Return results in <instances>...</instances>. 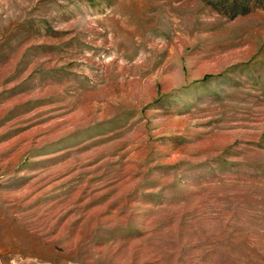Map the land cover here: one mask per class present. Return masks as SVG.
Segmentation results:
<instances>
[{"label": "rangeland", "instance_id": "374dc122", "mask_svg": "<svg viewBox=\"0 0 264 264\" xmlns=\"http://www.w3.org/2000/svg\"><path fill=\"white\" fill-rule=\"evenodd\" d=\"M0 264H264V0H0Z\"/></svg>", "mask_w": 264, "mask_h": 264}]
</instances>
